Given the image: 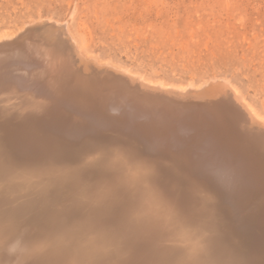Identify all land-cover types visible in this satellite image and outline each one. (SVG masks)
I'll use <instances>...</instances> for the list:
<instances>
[{"label": "bare ground", "instance_id": "bare-ground-1", "mask_svg": "<svg viewBox=\"0 0 264 264\" xmlns=\"http://www.w3.org/2000/svg\"><path fill=\"white\" fill-rule=\"evenodd\" d=\"M16 31L0 33V102L14 100V103L0 107V164L5 161L15 165L26 164L31 169L39 163L65 158L77 147L92 141L124 140L134 145L144 157L177 162L185 176L201 179L216 190L232 220L231 240L235 235L250 238L251 248L239 252L237 257L244 264H264V256L256 254L258 250L264 251V123L259 119L256 108L233 83L229 82L234 88L232 93L222 90V87L220 91H210L212 94L208 97H191L178 92L190 88L184 83L175 86L176 90L170 87L171 83L168 84L170 88H163L167 84L160 88L159 84L164 82L160 80L156 85L157 80L152 82L153 78L150 81L155 84L146 82L149 78H144L142 81L148 83L146 87L138 86L122 74L112 76V71V77L84 72L76 64L63 38L54 42L38 40L33 38V34L27 36ZM105 66L107 69V64ZM114 70L117 69L114 67ZM139 75L143 79V75ZM6 109L12 112H4ZM38 174L40 180L41 172ZM159 176L176 178L175 173L165 167L160 169ZM18 179L22 180L21 177ZM172 180L175 182L176 179ZM174 182L172 185L176 184ZM19 185L24 188L25 184ZM20 191L24 190L20 187ZM31 212L16 229L0 236V264L39 263V256L37 263L35 258L38 239L44 228L36 211ZM96 243L91 245L96 246ZM148 244L145 243L143 249L139 248L140 254L135 255L137 248L133 250V264H144L149 252ZM76 253L73 251L74 255Z\"/></svg>", "mask_w": 264, "mask_h": 264}, {"label": "rangeland", "instance_id": "rangeland-1", "mask_svg": "<svg viewBox=\"0 0 264 264\" xmlns=\"http://www.w3.org/2000/svg\"><path fill=\"white\" fill-rule=\"evenodd\" d=\"M29 26H31L32 31ZM3 31L6 33L15 31L20 33L22 31V35L28 36V34H33V38L52 42L56 41L55 39L62 40L63 38L76 64L84 72L99 75L103 73L102 75L109 77L122 74L128 81L131 79V83L138 86L146 87L145 85L150 83V80L153 78L152 82L157 80L155 81L156 85L159 84L158 81L160 80L164 82L159 84L158 87L160 88H162L163 84H167L163 88L167 89L173 86L176 90L175 86L184 83L190 85V88L186 89L185 92L184 90H178V92L189 96L192 95L193 97L197 95L201 97L207 95L208 97L212 94L210 91L217 92L222 87V90H229L232 93L234 88L231 87V83H233V86L238 89L239 93L241 92L240 94L256 108L255 110H257L259 119L264 123V0H0V33H3ZM109 59H112L110 60L112 63ZM103 62L104 65H102ZM105 64H107V69L110 67L114 69L115 67L117 70L113 71L110 68L108 71L105 68ZM116 65H119L121 69ZM122 68L125 69L123 70ZM126 69L127 72L125 74ZM111 71L112 76L110 74ZM133 72L137 73L136 78H132L135 75H133ZM139 73L143 75L141 76L143 79L140 78ZM144 78H149L148 80L146 79L148 83L142 81L145 80ZM138 81L139 83L142 81V84L140 83L139 85ZM152 82L151 84H155ZM170 83L171 86L168 87ZM194 84L195 87L192 88ZM11 101L0 102V107L14 103V100ZM4 112L9 114L12 110L6 109ZM112 140L92 141L87 145L130 144L121 139ZM92 156H95L94 152H86L84 147L80 146L70 153V155L59 160H54V162L58 165L62 164L61 166L65 170L67 169L66 177L74 176L83 182H88L89 185L98 186L103 184L107 176L103 173V170L95 167L98 162ZM50 162H53V160ZM120 162V160L114 158L106 162V166H120L122 163ZM7 164L19 173L18 178L21 177L22 180L18 179V184H13L12 187L10 186L6 190L2 186V180H0V191L3 190V192H0V236L6 235L16 229L20 225L21 220L25 219L28 214L32 213L31 211L35 210L37 219L40 220L41 226L44 228V233H41L42 236L40 235L39 239L50 235L54 238V231L53 234L46 231V225L54 221L64 211V209H61L62 204L68 197L65 195L58 199V201L51 202L38 194L35 195V192L30 188L29 190L28 187H25L31 180V184L33 185L41 182L44 177L42 176L40 180L38 179L40 176L38 174L40 173L39 169L48 163H39L37 166H31V169L26 164L15 165L12 162H7ZM79 164L82 166H79ZM39 166L40 168H38ZM100 171L102 172L100 173ZM24 174L27 176L25 177ZM101 174L104 176L101 177ZM30 175L34 176V178ZM92 177L99 179H92ZM132 179L135 180L136 177L133 176ZM172 179H176L175 182ZM172 179L159 176L156 186L165 193L170 194L172 191L169 192V190L174 189L175 183H177V177H172ZM190 180L214 195V214L217 226L218 228L220 227L219 231L221 235L223 234L222 239L224 243L227 246L229 245V247L231 246L230 248L236 256L239 252L251 248L249 236L242 237L235 235V238L232 237L231 240L232 220L226 211V205L221 195L201 179ZM170 181L174 182L175 185H172L173 183ZM85 182L84 184L87 185ZM19 184H25L24 188ZM20 187L24 191H20ZM14 190L16 191L14 192ZM44 200L48 202L45 203ZM45 204H48L47 206L50 208ZM38 215L40 218H38ZM88 234L80 232L77 234L78 236L74 237L76 247L73 248L74 254L76 251L81 250V254L84 252L83 254L89 253L88 255H91L96 251V247L93 246L96 242H98L96 246L97 244L102 245L105 243L104 237L101 236L92 240L90 239V235L93 238V234ZM186 238V243L190 242V239ZM39 239L38 242L41 240ZM95 239L97 240L93 242ZM230 241H233V243L231 244ZM148 242L149 252L144 264H158V262L169 258L168 254L166 255V251L157 247L153 242L145 241L144 244ZM90 243H93V248L90 247ZM144 244L142 243L134 247L129 250L130 252L125 251V254L118 252L111 257L112 261L114 264L121 259L132 262V259L135 257L133 250L137 248L136 254H134H140L141 250L138 252L139 248L143 249ZM87 245L89 247L85 248ZM84 248L88 253L85 252ZM37 250L35 258L36 260L39 256L37 259L39 263L36 260L37 264H42L43 261H57L63 258L60 257L62 253L59 246H51L45 249L39 245ZM74 254L73 256H75ZM256 254L258 257L261 254L264 256V251L258 250Z\"/></svg>", "mask_w": 264, "mask_h": 264}, {"label": "snow or ice", "instance_id": "snow-or-ice-1", "mask_svg": "<svg viewBox=\"0 0 264 264\" xmlns=\"http://www.w3.org/2000/svg\"><path fill=\"white\" fill-rule=\"evenodd\" d=\"M83 147L95 153L97 166L107 176L103 184L86 185L66 177V170L53 161L39 169L44 177L40 183L29 182L27 186L53 202L68 197L62 204L64 211L46 225V231L55 232L54 238L44 236L39 241L41 248L59 246L63 258L42 264H114L111 257L117 252L129 251L145 241L168 254L169 258L158 264H244L222 239L214 195L185 176L177 162L144 157L131 144ZM114 158L121 165L107 167L106 162ZM162 167L177 177L170 194L156 186ZM18 177L6 161L0 164L5 190L18 184ZM80 232L91 233L93 238L102 236L105 243L95 246L91 255L78 250L73 256L74 237ZM186 237L190 242L186 243ZM115 264L133 262L121 259Z\"/></svg>", "mask_w": 264, "mask_h": 264}]
</instances>
